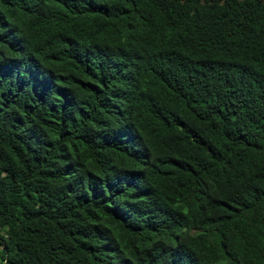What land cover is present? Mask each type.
<instances>
[{
	"label": "trees",
	"instance_id": "16d2710c",
	"mask_svg": "<svg viewBox=\"0 0 264 264\" xmlns=\"http://www.w3.org/2000/svg\"><path fill=\"white\" fill-rule=\"evenodd\" d=\"M0 264H264V0H0Z\"/></svg>",
	"mask_w": 264,
	"mask_h": 264
}]
</instances>
